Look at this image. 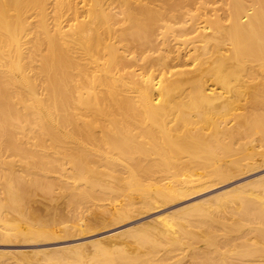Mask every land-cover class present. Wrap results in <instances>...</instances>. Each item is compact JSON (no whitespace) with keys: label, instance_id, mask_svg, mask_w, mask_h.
<instances>
[{"label":"bare ground","instance_id":"bare-ground-1","mask_svg":"<svg viewBox=\"0 0 264 264\" xmlns=\"http://www.w3.org/2000/svg\"><path fill=\"white\" fill-rule=\"evenodd\" d=\"M263 125L264 0H0V238L68 227L30 207L58 196L61 165L73 206L126 199L95 210L114 219L264 159ZM203 203L125 242L0 264H264V181Z\"/></svg>","mask_w":264,"mask_h":264},{"label":"rangeland","instance_id":"rangeland-1","mask_svg":"<svg viewBox=\"0 0 264 264\" xmlns=\"http://www.w3.org/2000/svg\"><path fill=\"white\" fill-rule=\"evenodd\" d=\"M54 22V19H51V30L55 29ZM263 127L264 125L259 127V129ZM260 137L261 134H255L253 136L254 139H257L256 145L258 146L262 145L259 141ZM30 141V144L33 146L32 143L35 140L31 139ZM247 142L248 140H239L236 147L243 146ZM71 175L70 168L68 166L62 167V165L59 169L57 167L55 172L47 173L45 179L56 184L53 191L55 193L54 195L60 196H57L58 198L53 196L52 199L50 194H47V197L49 196L47 198L45 197V193L39 192L35 194L36 196H33L30 202L31 210L38 214V218H44L43 220L41 219L42 221H45L46 218H48L46 220H49V218L51 220L60 215L68 220V227L64 231L58 230L52 236H13L12 238H0V257H4V260L13 263L17 258H21L22 256H29V258L31 256L32 260L44 255L64 256L78 248L90 252L98 243H101L103 246H111L114 243L125 242L130 235L140 230L162 227L161 223L165 217L172 219L173 217L191 213L193 208L203 205V201H214L215 197L223 196L232 190L264 181V159L257 158L254 162L246 160L241 170L225 180H197L188 184V190L183 194H179L166 201L156 202L144 208L138 207L133 209L130 207L127 209L128 213L114 219H108L104 214L103 216L100 215V211V213L98 212L99 215H97L95 210L98 211L101 206H106L109 209H120L127 205L126 199L124 197L115 198L107 196L101 200H91L83 205L73 206L74 204L72 205L66 198L68 190H65V188V192L62 190L63 186L71 187L76 182ZM156 175V178L161 181L175 182L173 173H160ZM59 180L64 183L59 184ZM59 185L62 187H59ZM50 197L51 199H49ZM235 207V205H229V209ZM3 215L5 216V213ZM227 219L231 221L232 217L228 216ZM86 221L91 222V227L85 225ZM225 232L223 231L221 234ZM229 233L234 236L239 235V232L235 233V230ZM189 255L190 252L187 251L177 252V257L180 259H186ZM37 258L35 260L42 259Z\"/></svg>","mask_w":264,"mask_h":264}]
</instances>
